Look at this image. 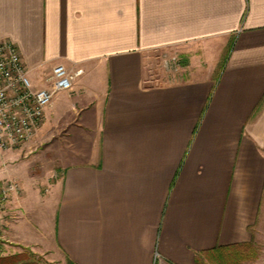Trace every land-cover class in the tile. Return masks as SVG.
I'll use <instances>...</instances> for the list:
<instances>
[{
    "label": "crops",
    "instance_id": "1",
    "mask_svg": "<svg viewBox=\"0 0 264 264\" xmlns=\"http://www.w3.org/2000/svg\"><path fill=\"white\" fill-rule=\"evenodd\" d=\"M0 40L35 86L56 64L82 70L24 147L59 133L58 155L39 170L24 148L0 161V180L24 188L0 206V239L60 264H196L253 242L264 0H0ZM162 54L179 57L177 73Z\"/></svg>",
    "mask_w": 264,
    "mask_h": 264
},
{
    "label": "built area",
    "instance_id": "2",
    "mask_svg": "<svg viewBox=\"0 0 264 264\" xmlns=\"http://www.w3.org/2000/svg\"><path fill=\"white\" fill-rule=\"evenodd\" d=\"M159 64L168 73H177L181 67L175 54H162ZM81 72H70L63 64H56L42 84L35 86L17 46L0 40V161L5 153L24 148L36 136L55 94L69 90ZM23 193L18 179L0 180V206Z\"/></svg>",
    "mask_w": 264,
    "mask_h": 264
},
{
    "label": "rangeland",
    "instance_id": "3",
    "mask_svg": "<svg viewBox=\"0 0 264 264\" xmlns=\"http://www.w3.org/2000/svg\"><path fill=\"white\" fill-rule=\"evenodd\" d=\"M58 134L59 133H56L54 138H48L45 140L41 139V141L37 144L36 141L35 144H33L32 150L24 148V150H22L19 156L21 162L26 163L32 168H36L37 170L41 168L45 169L48 164L47 159L58 155L61 140ZM32 171L35 172V169H32ZM253 246L254 252L256 254L255 258L244 260L241 262V264H252V262L257 259L261 261L264 260V218H262L260 224L256 226L255 235L253 238ZM15 253L24 255L19 260H15V264H60L59 261L55 259V257H50L46 255L35 256L24 249L19 250L17 248H14L10 243H7L3 239H0V257H5L6 255H13ZM201 264L214 263L209 259H202Z\"/></svg>",
    "mask_w": 264,
    "mask_h": 264
},
{
    "label": "trees",
    "instance_id": "4",
    "mask_svg": "<svg viewBox=\"0 0 264 264\" xmlns=\"http://www.w3.org/2000/svg\"><path fill=\"white\" fill-rule=\"evenodd\" d=\"M23 256L15 253L0 257V264H13ZM255 256L253 242L218 245L196 255V264H201L202 259H209L214 264H241L242 261L254 259Z\"/></svg>",
    "mask_w": 264,
    "mask_h": 264
}]
</instances>
